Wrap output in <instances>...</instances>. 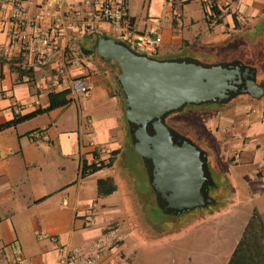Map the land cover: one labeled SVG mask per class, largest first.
Returning a JSON list of instances; mask_svg holds the SVG:
<instances>
[{
    "label": "crops",
    "instance_id": "1",
    "mask_svg": "<svg viewBox=\"0 0 264 264\" xmlns=\"http://www.w3.org/2000/svg\"><path fill=\"white\" fill-rule=\"evenodd\" d=\"M184 1H168L164 10L169 8L171 17L163 26L164 11L163 21L155 29L161 37L155 56L193 55L190 49L209 52L214 57L241 50L250 56L254 51L249 49H264V0H200L207 26L205 32L195 34L181 20ZM41 2L26 0L25 8L46 22L49 15L40 7ZM176 4L179 13L174 14L171 8ZM209 4L219 9L220 22L205 20L204 8ZM87 8L83 0L62 1V32L41 62L22 50L1 54L6 40L0 32V264H60L58 257L64 247L86 248L113 226L110 220L120 214L114 199L120 182L130 183L132 188L126 223L114 224L122 230L123 238L95 264H136L140 238L166 232L145 233L138 224L136 214L138 218L146 215L143 202H149L146 198L152 189L148 185L146 200L139 199V195L134 199L138 190L131 176L135 169L142 172L144 167L126 139L123 96L113 86L107 67L100 65L96 45L95 52H87L96 36H114L105 21H99L92 32L82 30L81 19ZM127 13L134 31L140 32L146 19L136 23L128 0ZM232 15L240 28H232ZM222 44L227 52L219 53ZM81 46L86 54L81 53ZM72 56L79 57L78 64L67 60ZM63 64L65 68L59 72ZM80 74L91 83L86 93H75L68 85L70 77ZM263 79L261 76V85ZM62 88L69 89L65 104L12 123L15 114L44 107L48 91ZM211 109L208 124L203 122L212 136L207 146L215 176L226 177L230 188L216 201L217 208L205 215L213 221L223 218L214 236L213 258L205 264H225L253 208L264 225V95L255 101L238 97ZM114 150L117 153L112 155ZM111 156V164L80 174L82 164H104ZM112 184L115 188L110 190ZM125 195L129 196V192ZM86 210H91L89 224L85 222ZM148 218L159 220L157 214ZM199 220L204 219L172 230L169 238L181 240L180 245L192 241L186 232L194 230ZM14 246L20 247L19 254L11 252ZM181 252L177 256L179 264H195L192 250ZM79 260L77 256L76 264Z\"/></svg>",
    "mask_w": 264,
    "mask_h": 264
},
{
    "label": "water",
    "instance_id": "2",
    "mask_svg": "<svg viewBox=\"0 0 264 264\" xmlns=\"http://www.w3.org/2000/svg\"><path fill=\"white\" fill-rule=\"evenodd\" d=\"M96 53L121 91L129 140L158 208L177 214L214 202L205 148L165 116L185 104L226 103L238 94L260 99L264 85L256 80V67L236 57L155 56L107 34L97 38Z\"/></svg>",
    "mask_w": 264,
    "mask_h": 264
},
{
    "label": "built area",
    "instance_id": "3",
    "mask_svg": "<svg viewBox=\"0 0 264 264\" xmlns=\"http://www.w3.org/2000/svg\"><path fill=\"white\" fill-rule=\"evenodd\" d=\"M26 0H0V32L5 37L4 52L25 51L34 59L41 62L54 45L56 38L63 28V0H42L40 7L47 12L49 17L44 22L38 14L32 15L25 8ZM171 4L174 0H168ZM88 6L81 19V28L85 32L97 29L99 21L108 24L114 38L121 39L138 51H154L161 41L159 33L155 29L163 21L160 18L148 17L140 32H135L131 19L127 13V0H83ZM174 4V3H173ZM171 12L176 14V8L172 6ZM73 64L79 63L78 56L67 57ZM64 64L59 67L63 72ZM68 85L75 93H86L91 87L86 75L80 74L68 79ZM253 110V108H251ZM91 210H86V224L91 222ZM123 232L118 225L110 226L104 233L95 237L86 248L64 247L59 254L60 264H76V257H80L78 264H95L100 256L112 245L121 241ZM20 247L11 249L13 254L20 253ZM15 260V259H14ZM20 263V260L16 259Z\"/></svg>",
    "mask_w": 264,
    "mask_h": 264
},
{
    "label": "rangeland",
    "instance_id": "4",
    "mask_svg": "<svg viewBox=\"0 0 264 264\" xmlns=\"http://www.w3.org/2000/svg\"><path fill=\"white\" fill-rule=\"evenodd\" d=\"M166 6H169L168 0H128V8L129 12L135 17L136 23H143L144 19L151 17V18H160L161 15L165 12V19L163 22V26L169 24V20L171 17V13L169 12V8L164 10ZM176 11L179 13L178 5H175ZM192 18L193 22L190 23L189 19ZM181 20L183 24L188 23L190 30L193 34L197 32H205L206 30V22L203 19V10L201 8L200 0H186L182 2V16ZM217 51V50H216ZM190 54L193 56L204 60V61H212L214 56L211 54L205 53L203 51L197 49H190ZM160 56V55H158ZM210 116L208 114H202V121L207 125L208 119ZM127 181V180H126ZM131 181L135 184L136 190L138 193L135 194L134 199L138 197L139 199H145V194L149 193L148 182L146 179V174L144 171H139L135 169L133 172V176H131ZM129 182V181H128ZM124 190V193L122 191ZM126 190L127 193H126ZM131 184L127 183V185H123L120 182V191L114 195L115 201L118 203V207L120 208V214L118 213L115 215L114 218L110 220V223L113 222L114 224L124 225L126 223V209L131 206ZM129 196L125 195L128 194ZM151 195L154 198L153 191L150 192L148 198L151 199ZM128 196V197H127ZM126 198V199H125ZM129 199V201L127 200ZM146 200V199H145ZM145 213L148 216L153 214H157L159 218V222H162V219L168 218L171 215L170 213H166L161 211L158 206L154 203H147L143 202ZM218 204L216 203V205ZM135 209V206H134ZM210 211V210H209ZM210 213V212H208ZM206 215V214H205ZM204 220H199V223L193 227L194 230H188L186 235H189V238L192 236L193 243L190 245L191 240H182L183 243H179L181 240H172L169 237L171 236L172 230H168L162 235L153 238H140L141 240L138 242L136 246V254L137 262L136 264H173L171 260H174V264H179L180 260H178L177 256L182 253L181 251H193L195 264H205L207 260L212 257L213 247L215 246V239L214 236L218 232V224L223 218L221 219L216 218L214 221L212 219L206 218V216H202ZM206 219V220H205ZM239 222V221H238ZM240 224V223H238ZM139 228V227H138ZM150 228V227H149ZM199 233V234H197ZM167 237V238H166ZM173 237V236H172ZM199 252V253H198ZM135 254V255H136ZM197 262V263H196Z\"/></svg>",
    "mask_w": 264,
    "mask_h": 264
},
{
    "label": "trees",
    "instance_id": "5",
    "mask_svg": "<svg viewBox=\"0 0 264 264\" xmlns=\"http://www.w3.org/2000/svg\"><path fill=\"white\" fill-rule=\"evenodd\" d=\"M207 10H210L208 12ZM204 14H205V20L209 22V18L214 19L216 23L220 22L219 17V9H217L214 5H208L207 8H204ZM209 16V17H208ZM233 18V26L232 28L238 29L240 28V25L237 23L236 18L234 15H232ZM264 28V25L261 26ZM261 29V28H260ZM251 31L249 30V34ZM254 36L256 35L255 32L252 33ZM257 34H259L257 32ZM99 36V35H98ZM98 36L95 37L94 43H92V47H88V51L84 49L82 46L80 47L81 53L86 54L87 52H95L94 48L96 45V39ZM182 44H186V41H183ZM251 51H254L252 55L246 56L245 51H237L236 53H232L229 56H215L213 60L218 59H229V58H240L243 62L254 65L256 67V80L258 83L260 82V77L263 76L264 78V49L262 50L259 48L258 50L255 48L249 49ZM87 51V52H86ZM152 55H157V52L150 51L149 52ZM95 54V53H94ZM178 54V53H176ZM169 55V54H168ZM175 55V54H174ZM99 63L101 66L107 67L106 64L99 60ZM18 68L19 72H22V68ZM28 71V69H27ZM111 80L113 83V86L119 92L120 95L121 91L114 80L112 76ZM264 80V79H263ZM69 92L68 88H62L60 90H50L47 93V105L44 107H38L35 108L29 112L23 113V114H15L14 119L12 123H16L18 121L24 120L28 117H31L37 113L46 111L48 109H51L53 107L63 105L68 101V97H66V94ZM238 97H244L248 100L255 101L256 99L251 97L248 94H238L231 98L229 101L238 98ZM228 101V102H229ZM225 103H200V104H185L180 110L172 111L168 113L165 116V121L177 129L178 131L188 135L191 137V139L197 143L195 140L196 138H202L206 143H209L212 139V136L207 128H205L203 121H202V114H208L210 113L211 106H222ZM126 139L128 142L129 136L126 129ZM202 145V144H198ZM117 153V150L112 151V155H115ZM264 153V149H263ZM139 157V155L137 154ZM140 158V157H139ZM114 156L109 157L108 160L102 164V163H90V164H82L80 174L83 175L86 172L93 171L97 168H100L102 165H109L113 162ZM214 180V187H212L209 190V194L214 197V199L217 200L221 198L222 195H225V192L228 191L230 188L229 182L226 179V177H218L215 176ZM101 180H98L100 183ZM111 189L115 188V184H112ZM220 194V195H219ZM228 195V194H227ZM151 204H154V198L151 195V199L148 197L146 198ZM218 199V200H219ZM225 264H264V225L260 219V216L255 208H253L250 212V215L248 219L246 220L243 229L240 233V236L237 239L236 244L234 245L228 259L226 260Z\"/></svg>",
    "mask_w": 264,
    "mask_h": 264
},
{
    "label": "flooded vegetation",
    "instance_id": "6",
    "mask_svg": "<svg viewBox=\"0 0 264 264\" xmlns=\"http://www.w3.org/2000/svg\"><path fill=\"white\" fill-rule=\"evenodd\" d=\"M220 52H227V48L225 44L221 45L219 53ZM216 55H220V54H216ZM195 140L197 141V144H202L201 147L205 148L207 152V165H208L210 174L212 178L214 179L215 174H214L213 162L211 160V152L207 146V143L204 140H202V138H199V137L196 138ZM212 187H214V185L209 186L208 193ZM219 197L217 198V200L219 199ZM217 200L214 199V202L208 203L205 206L195 207L188 211L171 215L168 218L162 219V222H159V220L149 219L147 215H141L142 217L139 216L140 218H138L136 214V217H137V221H138L139 226L141 227L142 232L157 235L164 231L176 230L181 227H185L189 223L198 220L202 216H205V214H207L208 212H212L214 208L215 209L217 208L216 206H214L216 205V203H218L216 202Z\"/></svg>",
    "mask_w": 264,
    "mask_h": 264
}]
</instances>
